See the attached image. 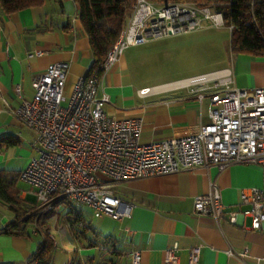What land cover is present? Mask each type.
I'll use <instances>...</instances> for the list:
<instances>
[{
	"label": "crops",
	"instance_id": "0c3cea01",
	"mask_svg": "<svg viewBox=\"0 0 264 264\" xmlns=\"http://www.w3.org/2000/svg\"><path fill=\"white\" fill-rule=\"evenodd\" d=\"M78 11L75 0H45L41 5L9 14L0 8V173H4L9 183V195L19 201L14 211L0 199V228L18 223L25 216L32 215V220L37 209L33 189L19 178L20 171L37 155L34 133L20 123L13 110L22 98H32L33 77L50 63L68 62L66 92L71 91L77 79L91 73L93 53ZM127 49L101 78L98 91L103 90L109 96L105 107L109 115L140 118L142 143L191 135L200 123L209 121L208 101L205 99L199 107L195 96L186 88L174 86L176 80L151 86L136 82L133 57ZM224 67L232 69L234 85L239 88L264 86V55L234 54L230 64ZM143 87L151 91L140 96L138 90ZM261 180L260 166L236 162L222 170L198 165L114 183V193L134 206L129 217L110 216L118 221V227L106 235L113 241L112 249L116 248L115 253L106 256L111 261L109 264H131L133 249L140 251L139 264H166V248L175 242L178 244L175 264H188V249L197 245L200 247L197 264H259L257 258L264 253V227L251 228L249 216L238 215L232 221L230 213L246 208L240 203L241 191L259 186ZM210 182L219 187L224 204V214L219 219L193 210L195 197L205 194ZM80 206L70 201L40 217V223L45 225L56 245L51 264H70L77 260L83 264L84 257L95 256L98 248L95 240L103 239L104 235L100 236L98 227L87 220ZM23 212L24 216L19 218L18 213ZM75 215L81 223L72 224ZM53 218L58 222L53 224L58 238L48 225ZM60 222L63 224L59 225ZM31 223L27 224L28 234L0 232V264H28L41 241V236L32 232ZM80 224L84 225L85 232L82 238H76L74 232L81 230ZM245 247L251 257L241 259L226 253L228 249L238 252ZM75 250L80 257L77 260L72 257Z\"/></svg>",
	"mask_w": 264,
	"mask_h": 264
},
{
	"label": "built area",
	"instance_id": "2783aa9c",
	"mask_svg": "<svg viewBox=\"0 0 264 264\" xmlns=\"http://www.w3.org/2000/svg\"><path fill=\"white\" fill-rule=\"evenodd\" d=\"M203 9L206 18L219 17L218 23L224 25L220 13L210 14L207 8ZM197 13L195 7L175 1L158 4L134 0L119 37L104 57L100 75L77 79L70 92L65 90L69 69L66 61L50 63L33 77L32 98H22L13 114L34 133L37 155L19 173L37 200L31 225L34 234L44 235L40 217L70 201L93 208L97 215L129 217L134 205L114 193L116 182L198 165L222 170L236 162L260 166L262 180L259 186L241 191L240 203L246 208L231 212L230 217L234 221L238 215L249 216L251 228L264 227V86L252 89L235 86L230 67L178 79L174 86L186 88L199 107L205 99L208 101L209 121L200 123L191 135L148 143L140 141L141 119L109 115L105 109L109 96L103 90L98 91L104 72L125 49L193 31L199 25ZM150 91L149 87H143L138 94L145 96ZM193 210L216 219L224 214L220 189L214 182H210L205 194L195 197ZM177 251L176 242L166 248V264L178 262ZM199 253V245L191 246L188 264H197ZM226 253L241 259L251 257L246 247L238 252L228 249ZM130 260L131 264H139L138 249L132 250ZM257 261L264 264V253Z\"/></svg>",
	"mask_w": 264,
	"mask_h": 264
},
{
	"label": "trees",
	"instance_id": "16d2710c",
	"mask_svg": "<svg viewBox=\"0 0 264 264\" xmlns=\"http://www.w3.org/2000/svg\"><path fill=\"white\" fill-rule=\"evenodd\" d=\"M44 1L0 0V8L4 13L9 14L29 6L41 5ZM75 1L79 7L78 16L80 22L88 37L93 53V63L89 75H100L102 73L101 64L104 57L119 37L130 14L134 0ZM151 1L161 4L159 2H163L164 0ZM175 1L184 2L185 0ZM193 1L205 4L203 6L213 2V9L222 15L224 24L226 26L232 25L230 29L229 47L233 54L250 53L252 55H264V0ZM5 177L4 173H0V199L8 203L9 208L15 211L14 205L19 201L9 195V183ZM34 217L35 215H33V219ZM31 218L32 215L25 216L18 223H10L7 227L0 228V232L28 234L27 224ZM75 218L72 224L81 223L79 216L75 215ZM77 232L80 233V230ZM76 233L75 235L78 234ZM81 233L84 234V232ZM76 238L78 237L76 236ZM105 238H108V236H104L103 240ZM54 247L48 231L45 232L38 244L37 250L28 259V264H51L50 259ZM115 249L113 248V253H115ZM70 264H80V261L77 260L75 263L71 262Z\"/></svg>",
	"mask_w": 264,
	"mask_h": 264
},
{
	"label": "rangeland",
	"instance_id": "374dc122",
	"mask_svg": "<svg viewBox=\"0 0 264 264\" xmlns=\"http://www.w3.org/2000/svg\"><path fill=\"white\" fill-rule=\"evenodd\" d=\"M169 1L175 0H164L163 2ZM163 2L161 1L159 3ZM179 3L190 7L193 6L198 10V27L190 32L174 33L158 39H153L152 41L150 40L145 43L130 46L127 52L133 57L132 72L136 82L151 86L152 84L186 78V76L191 74L195 75L215 70L230 64L234 54L229 47V26L225 24L220 25L218 23L219 17H212L209 19L204 15L206 11H204L205 9L203 8H207L210 14L217 13L213 9V2L206 6H203L205 4L193 0H185ZM80 208H82V212L87 220H91V222L98 227L100 236H106L113 229L115 230L118 227V221L113 220L110 216L102 214L98 217L95 212L84 204H82ZM94 214L97 216H94ZM22 216H24V212L18 213L19 218ZM57 219L61 220V218H56V220ZM55 222L58 223L53 218L49 221L48 225L51 229L53 228L55 237L58 238V230L55 231L53 227ZM72 222H74V220H72ZM62 224L61 222L59 223V225ZM83 226L80 224V229L83 231L80 230V233L77 231L74 232V234L76 232L78 233H76L78 238H82L83 234L81 232H85ZM41 228L44 230V233L47 232L45 225H42ZM95 241L98 247L95 251V256H93V258L84 257L81 262L83 264H109L111 261H109L106 256L112 255L113 241L110 237L105 238V240L97 239ZM52 242L54 243L53 240ZM85 242L84 240L83 246ZM54 246L56 245L54 244ZM69 246L71 245L68 244V247ZM72 257L75 259L77 257L80 258L76 250L72 251Z\"/></svg>",
	"mask_w": 264,
	"mask_h": 264
}]
</instances>
